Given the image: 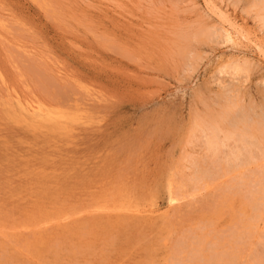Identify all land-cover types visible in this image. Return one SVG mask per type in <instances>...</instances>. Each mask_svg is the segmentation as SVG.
<instances>
[{"label": "rangeland", "instance_id": "1", "mask_svg": "<svg viewBox=\"0 0 264 264\" xmlns=\"http://www.w3.org/2000/svg\"><path fill=\"white\" fill-rule=\"evenodd\" d=\"M262 97L257 0H0V264L261 263L241 174L191 179L196 122Z\"/></svg>", "mask_w": 264, "mask_h": 264}, {"label": "bare ground", "instance_id": "2", "mask_svg": "<svg viewBox=\"0 0 264 264\" xmlns=\"http://www.w3.org/2000/svg\"><path fill=\"white\" fill-rule=\"evenodd\" d=\"M254 4H256V3H254ZM257 5L260 6L261 9L264 10V0H257ZM229 26H230L231 30L225 29L224 34L221 33L222 30H221L220 34L218 33L219 31L213 32L211 30L212 32H208L209 33L208 39H210V41H211L212 39L219 40L222 38V40H223V38H225L226 41L229 43L235 42L234 36L238 30L230 22H229ZM209 29H211V28H209ZM223 30H224V28H223ZM205 32H206V30H205ZM205 35H207V34H205ZM242 66H244V67H242ZM242 66L239 63H237V64L231 63V64H228L227 66L224 67L225 70L222 68L221 72L225 71L227 73V72H229V70H231L232 72H230V74L231 73L234 75L235 74H241V73L243 74L244 72H246L245 64ZM242 76H244V75H242ZM232 77H233V75H232ZM233 87H235V86H233ZM236 89L237 88L235 87V90ZM238 89H239V87H238ZM239 90H241V89H239ZM230 93H231V91H230ZM223 94H225V93H223ZM238 97H240L239 94H238ZM238 97H236V98H238ZM216 101H219V100H216ZM241 101L242 100H237V101L227 100L226 103L222 106V109L220 108L221 109L220 112L218 111L217 114L213 113L210 116V119H208V121L203 123V128L201 125L202 123H200V122H196V127H192V128H196V130H198V131H201V136L203 133V138H202V139H204L203 150L205 149V151L207 152L206 157L209 160L207 159L208 161L206 160L204 165L200 166L201 164L198 165L199 163H196V161H195L196 159H194V161H195L194 164L196 166V169L192 167L193 171H194V169H195V171H194V173L192 172V179L191 180L193 182L194 181L200 182V180L202 181L204 179L212 178V177L217 176V175L220 176L221 174L227 175V174L232 173V172H236V173L239 172L241 174V176L240 175H239L240 177L237 176L238 178L236 176L234 177V179L235 180L237 179V181H236V184L232 185L231 187L238 193L241 192L243 189L247 190L248 196L247 197L244 196V197L248 198L249 200H255L256 206L253 208L256 210L255 215L260 214V216H261L262 213L264 212V97H262L260 103L257 102L254 104H252V103L246 104L245 100H244L243 104H241ZM195 133H197V132H195ZM198 135H199V133H198ZM194 185L196 186V182ZM200 185H201V183H200ZM180 196H182V195H180ZM175 200H177V199H175ZM174 206H175V204H174ZM256 213H258V214H256ZM251 215H252V213H251ZM253 234H254V232H253ZM200 243H201V241H200ZM186 248H188V247H186ZM192 251H193V249L191 250V252ZM197 251L195 250V252H196V254H194L195 256L196 255L198 256ZM262 251H263V253L262 252L261 253L264 256V250H262ZM195 256H194V258H195ZM200 258H202V256H200ZM212 258L214 259V257H212ZM192 259H193V257H192ZM173 261H174V259H173ZM207 261H209V260H207ZM247 263H249V262H247ZM259 264H264V257H263L261 263H259Z\"/></svg>", "mask_w": 264, "mask_h": 264}]
</instances>
